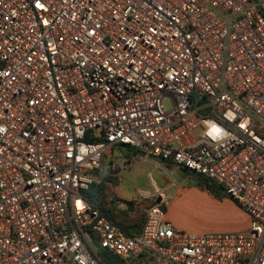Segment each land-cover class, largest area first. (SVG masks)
I'll return each mask as SVG.
<instances>
[{
	"label": "built area",
	"instance_id": "built-area-1",
	"mask_svg": "<svg viewBox=\"0 0 264 264\" xmlns=\"http://www.w3.org/2000/svg\"><path fill=\"white\" fill-rule=\"evenodd\" d=\"M113 143L249 228L181 229L157 184L128 233L83 195ZM0 264H264V0H0Z\"/></svg>",
	"mask_w": 264,
	"mask_h": 264
},
{
	"label": "rangeland",
	"instance_id": "rangeland-1",
	"mask_svg": "<svg viewBox=\"0 0 264 264\" xmlns=\"http://www.w3.org/2000/svg\"><path fill=\"white\" fill-rule=\"evenodd\" d=\"M164 103L169 105V99L165 98ZM109 158V156L104 158V174H107L108 171ZM112 158L116 159V156L114 155ZM120 167V163H117L116 168L122 176L116 185L114 182H110L108 199L120 197L117 200L119 206L124 207L129 200L137 206L145 199H138L137 195L144 194L147 191L146 187L142 185L155 182L159 170H153V172L145 174L139 172V168L136 166L134 179L132 169L120 170ZM101 175L97 180L100 179ZM169 176L172 177L170 174ZM173 177L176 181L173 182V179L170 178L172 183L166 189L167 194L170 195L168 211L172 213L181 229L187 231L242 230L227 228L232 217L231 213H236L230 206V198L220 196L204 185L198 184L192 174L181 168L173 170ZM144 207H142V210H144ZM93 243L100 251L106 250L100 245L99 239L93 240Z\"/></svg>",
	"mask_w": 264,
	"mask_h": 264
},
{
	"label": "trees",
	"instance_id": "trees-1",
	"mask_svg": "<svg viewBox=\"0 0 264 264\" xmlns=\"http://www.w3.org/2000/svg\"><path fill=\"white\" fill-rule=\"evenodd\" d=\"M95 139H99V137H95ZM124 145L127 149L131 148L132 154H135L137 151L135 147L129 144ZM167 164L170 165L169 162ZM179 168L192 174L198 184L204 185L207 189L214 191L216 194L220 196L228 195L222 184L214 181L204 174L191 170L184 165H180ZM110 182L116 183V177L112 176L108 172L107 174H104L103 172L100 179L94 180L88 188L83 190L84 197L98 206L102 213L109 216L113 221L119 223L128 233H138L144 221V210H142V207L155 202V199L145 198L141 201V203H138L137 206L129 200L124 207L119 206L117 200L120 199V197L108 199ZM102 253H105L104 259L110 257V254H106V250H103Z\"/></svg>",
	"mask_w": 264,
	"mask_h": 264
},
{
	"label": "crops",
	"instance_id": "crops-1",
	"mask_svg": "<svg viewBox=\"0 0 264 264\" xmlns=\"http://www.w3.org/2000/svg\"><path fill=\"white\" fill-rule=\"evenodd\" d=\"M129 148V147H128ZM116 156V159L112 158L113 156ZM106 156H109V167H108V173H110L112 176L116 177V183L120 180V177L122 176L119 171L116 168L117 163H120L121 167L120 170H131L134 173V179H135V171L136 166L139 168L138 171L148 174L149 172H153V170H159L157 174V180L155 182H151L149 185L143 184V187H146L147 191L150 190L153 185H162L167 187L173 182L176 181L173 177V170L179 167H174L172 164L168 165L166 161L159 157H138L137 153L132 154L131 148L127 149V147L122 143H113L108 148L107 152L104 155V158ZM103 158V162H104ZM168 171V173H167ZM169 174L172 176L170 177ZM145 194V193H144ZM140 195V194H139ZM138 196V195H137ZM230 206L236 213H231L232 217L229 221L228 229H248L250 225V216L248 213L241 208L231 197L228 195ZM122 197V196H121ZM145 198H152V197H145ZM139 199V198H138ZM170 201V195L168 194V202L166 205V216L168 219H170L176 226L180 227L177 221L173 218L172 213H169L168 211V204ZM181 228V227H180ZM200 232V231H195Z\"/></svg>",
	"mask_w": 264,
	"mask_h": 264
},
{
	"label": "water",
	"instance_id": "water-1",
	"mask_svg": "<svg viewBox=\"0 0 264 264\" xmlns=\"http://www.w3.org/2000/svg\"><path fill=\"white\" fill-rule=\"evenodd\" d=\"M102 172H103V168L101 169V174H102Z\"/></svg>",
	"mask_w": 264,
	"mask_h": 264
}]
</instances>
